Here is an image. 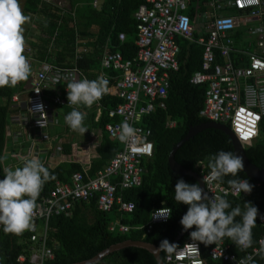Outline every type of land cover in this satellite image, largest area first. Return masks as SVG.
<instances>
[{
	"label": "trees",
	"instance_id": "obj_1",
	"mask_svg": "<svg viewBox=\"0 0 264 264\" xmlns=\"http://www.w3.org/2000/svg\"><path fill=\"white\" fill-rule=\"evenodd\" d=\"M49 1L29 0L26 9L30 13L36 14V17L40 16L42 18L40 26L45 28L44 36L40 38L41 43L38 48V59H45L56 63L55 66L51 65L54 69L44 71V79L38 83L44 100L52 104L53 102L47 93V87L52 84L50 78L52 79L55 75L53 70L59 73V79L55 84L56 86L63 84L67 86L73 79L68 75L74 69V62L70 58L72 55L68 57L63 54L64 51L69 50L70 46L73 47V19L69 16L70 11L77 13V17L75 18H78L80 36L88 35L91 28H96L94 41L88 44L91 50H97L98 44L101 45L106 42L107 38H110L111 50L118 49L123 53V51H133L134 49L135 52L137 48L135 45L136 21L133 17V12L141 3V0H100L97 8L92 5L93 0H89L84 4L78 3L77 0H68L70 5L69 11L66 7L63 8L61 5L55 4V1ZM208 1L188 0L189 6L187 11L190 18L193 19L197 11L203 10V7L206 6ZM65 2L68 5L66 0ZM193 3H197V6H194ZM56 30H58V33ZM235 30H232L229 36L233 41L237 37V31ZM120 32L126 34V39L122 44L117 40L118 33ZM54 33L56 36L53 38ZM194 36L196 37L197 35L194 34ZM52 42H57L62 46L60 49L61 52H59V58L56 61H52L53 55L49 52ZM176 42L180 46V51L177 56L179 68L169 75V87L167 90V98L165 99L166 106L165 108L156 107L149 114L145 115L140 122L145 128L151 130L150 139L153 142L152 156L142 160L144 169L142 183L138 186L122 188L120 185V175H111L110 177L111 183H115V180L118 181L116 193L121 195L123 200L133 201V211L124 212L116 207H113L109 211L99 210L97 206V191L85 199L70 200L72 204L68 209L58 214H52L48 220L47 245L52 250L53 258L46 259L44 264H71L88 260L103 249L127 239L142 240L159 246L163 239L171 242L182 228L180 219L186 213L188 205L175 201V184L178 179H183L187 183L196 182L191 177H180L174 174L168 168L166 160L172 146L185 135L189 126L208 120L199 116V110L203 106L207 84H193L190 82L191 75L196 70H201L202 46L186 38H182L181 40H177L176 38ZM90 49L88 50L89 56L78 63L80 68L87 74L79 73L74 79L87 78L89 80H95L98 78L101 71L95 68L98 66L99 57L96 53L93 55ZM214 55L215 60L212 64L223 61L218 49L214 50ZM230 57L235 66L247 65V60L239 61L242 56L231 54ZM41 70H43L42 67L38 71ZM72 74L74 76V73ZM24 84L25 82L22 81L15 87L0 88V98L5 100L3 104L0 103V158L3 157L6 117L9 112L10 100L13 95H16L15 92L17 90L19 91V89L24 88ZM31 92L32 87L30 83L29 96ZM56 97L51 98L54 101ZM57 98L60 99L61 97ZM100 101L97 103L99 106L102 104L103 113L99 124L104 126L108 123L116 122L121 125L123 121L115 117L109 118L107 115L110 107L120 102V100L104 95ZM56 104H62V101ZM170 120L175 122V125L172 127L166 126V122ZM226 125L228 126V124ZM102 130L104 134V153L93 162L89 172H86L87 175L81 172L87 178L95 177L97 170L102 169V167L104 168L118 150L115 146L116 142L111 140L112 138L109 136V132L107 130L105 131L103 127ZM122 148L123 145L119 149ZM220 150L233 151L229 137L220 130L207 128L185 141L175 151L174 156L176 161L186 168L198 170V163L201 162L205 167V171H210L208 166L209 157ZM244 151L252 163L259 167H264V116L259 125L258 136L249 146L244 147ZM2 160L0 159V179L4 178ZM46 168L49 169L54 179H50L43 186L37 200V205H40L43 198L48 196L56 180L63 181L67 178L66 176H70L72 173L81 170L80 166L75 163H66L55 168ZM230 179H247L249 183L254 185L251 193H241L239 196L228 194L226 199L232 207L239 205L243 210L244 203L251 202L259 211L256 225L252 229L253 244L251 247L242 250L229 238H224V241L230 245V251L234 252L236 257H240L245 251L251 250L257 244L258 238L264 235V228L259 223V217L264 211V186L256 187V182L249 179L243 172H240L237 177L230 175L224 177L222 183L228 185L227 181ZM162 206L172 209L171 217L165 223L154 224L152 230L147 234L144 233V228L139 230L131 228L126 232L118 229L110 230L109 228L112 221L110 214L114 216V220L116 217H119L120 221L124 224L135 227L144 225L145 227L148 218H150V211ZM235 219L239 222L241 217L238 216ZM117 225L118 223L115 222L114 228ZM194 230L195 226L192 229H188L176 245L178 246L188 240L190 238L189 233ZM17 237L27 239L23 246L16 245ZM29 241L30 232L28 230L20 235L8 234L3 231L2 226L0 230V262H4L5 264H30L27 258L34 247L30 246L31 241ZM200 245L205 264H225L223 261L216 262L208 258L207 250L212 244L206 246L200 242ZM22 247L23 252L26 253V259L22 263H17L15 259ZM258 253L260 254H256L253 257L255 264H264V247ZM165 255L166 253L163 251L160 253V258L163 261ZM93 264H158V262L149 250L143 247L129 245L104 255L99 261Z\"/></svg>",
	"mask_w": 264,
	"mask_h": 264
},
{
	"label": "built area",
	"instance_id": "obj_2",
	"mask_svg": "<svg viewBox=\"0 0 264 264\" xmlns=\"http://www.w3.org/2000/svg\"><path fill=\"white\" fill-rule=\"evenodd\" d=\"M49 1V0H47ZM208 11L203 15L207 18L204 33L194 36L191 18L186 12L187 0H142L138 5L134 17L136 21V51L133 57L124 58L118 51H105L101 57V68H112L120 71L119 78H115L114 85L117 96L121 102L108 110L109 118L126 119L137 130L135 142L129 140L122 142L123 148L115 152L108 164L97 171L96 176L87 178L81 172L71 175V184L56 182L45 196L40 205H37L33 218V227L30 232V240L35 244L29 253L30 264H43L46 259L52 258V250L45 245L43 237L36 236V220H49L52 214H58L71 206L74 199H85L95 191L97 206L101 211H109L113 207L124 212H132L133 201L123 200L116 193L118 181L111 183V175L121 177L122 188L138 186L142 183V160L152 156L153 142L150 139L151 130L140 124L142 118L156 107L165 108V99L169 87V75L178 70V53L180 47L176 42L177 36L190 39L202 46L201 70H196L190 77L193 84L206 83L203 106L199 110V116L228 124L236 139L243 145L249 146L255 138L254 131H259V125L264 116V0H209ZM234 9V13L226 12V9ZM243 24L247 35L254 37L252 50L237 49L233 46L230 32ZM118 39L123 41L125 34L120 32ZM218 49L221 63H214V50ZM231 54L244 56L239 61L247 60L246 66H235ZM242 63V62H241ZM41 71L34 72L31 79L32 92L26 101V114L21 120L29 121L30 126L41 132L43 139L48 138L47 129L50 118V104L42 97L38 83L44 79L46 70L54 69L49 64H44ZM50 78L56 84L59 77L56 70ZM71 78L77 75L68 74ZM103 77L107 78L105 75ZM38 91V92H37ZM17 99L16 95L12 96ZM147 102H146V101ZM60 103L59 98L54 99ZM36 104L43 105V112H34ZM257 117L259 119H257ZM175 122L170 120L166 126L172 127ZM111 138L119 136L120 124L108 123L105 125ZM247 137V138H246ZM203 180L210 171H205L203 163H198L195 170ZM261 183L256 182V187ZM204 190L209 197L224 195L225 193L237 196L234 190L221 182L204 184ZM243 193V192H242ZM71 200V201H70ZM166 207V206H162ZM161 207L152 209L150 219L142 226H130L122 222L118 225L111 224L110 230L118 229L122 232L131 228L137 230L144 228L145 234L149 233L154 224L165 223V220H153L152 212ZM264 211L259 217V223L264 228ZM1 227V225H0ZM36 242L40 247L36 249ZM195 244L199 254H195ZM264 247V235L258 238L257 244L251 250L245 251L240 257H236L230 251L229 244L218 242L212 244L207 250V256L212 261H223L225 264H240L246 257L252 258ZM26 257V256H25ZM166 264H205L199 241L191 238L177 246L169 256L165 255Z\"/></svg>",
	"mask_w": 264,
	"mask_h": 264
},
{
	"label": "clouds",
	"instance_id": "obj_3",
	"mask_svg": "<svg viewBox=\"0 0 264 264\" xmlns=\"http://www.w3.org/2000/svg\"><path fill=\"white\" fill-rule=\"evenodd\" d=\"M30 20L31 17L23 12L19 0H0V88L15 87L18 83L27 81L31 75V64L24 54V25ZM66 89L67 101L73 107L64 121L71 130L83 135L88 130L84 123L87 113L81 111L80 106L90 108L102 99L109 91V81L103 76L95 80L72 79ZM117 98L121 102L118 96ZM32 110L43 112V105L36 104ZM136 134V128L126 119L120 125L118 139L121 142H135ZM257 134L258 130L252 133L253 136ZM208 166L210 172L203 177L205 185L222 183L224 177H237L244 170L243 158L233 151L225 150L211 155ZM50 179H54V176L36 157L26 158L21 167L4 169V178L0 179V225L5 233L20 235L32 229L38 197ZM227 183L237 196L242 192L251 193L254 187L247 179H230ZM226 196L227 193L209 197L197 183L178 179L174 199L177 203L188 205L180 224L185 231L195 226V230L189 233L192 241H199L207 246L222 242L227 237L240 249H248L253 244L252 229L259 215L258 208L251 202H245L243 210L239 205L232 207ZM152 213L151 219L166 221L171 217L172 209L161 207ZM238 216L241 217L239 222L235 219ZM193 245L195 254L198 255V247ZM176 248L175 243L163 239L156 249L170 256ZM240 264H255V261L249 256L242 259Z\"/></svg>",
	"mask_w": 264,
	"mask_h": 264
},
{
	"label": "crops",
	"instance_id": "obj_4",
	"mask_svg": "<svg viewBox=\"0 0 264 264\" xmlns=\"http://www.w3.org/2000/svg\"><path fill=\"white\" fill-rule=\"evenodd\" d=\"M28 1L29 0H19L23 12L31 17L30 22L24 25V29H25L24 36L26 40V48L24 54L28 58L31 64L32 71L29 79L27 81H24L25 82L24 88L19 89V91L17 90V92H15L17 95V101H14L12 97L10 100V106L8 109L9 112L6 117L7 122L5 127V143L3 147V157H2L4 169L6 167H10L13 169H15L16 167H21L26 158L30 159L36 157L41 160V162L44 164L45 167H50V168H55L56 166L64 165L66 163L78 164L81 168V170H78V172H83L84 174H86V172H89V169H91L93 162H95L96 159L100 158L104 153V149H103L104 134L102 127L104 128L105 131L106 129H105V125L101 126V124H99L101 120V115L103 113L102 104L101 106H99L98 103L96 102L90 108L80 106V110L87 113L84 123L85 126L88 128V130L83 135H81L80 133L71 130L64 121V117L72 110L73 107L67 101V89H66L67 86L64 84L56 86L55 84L52 83L51 86L47 87L48 96L53 102L52 104H50L51 107L49 111L50 122L47 129L48 138L43 139L41 137L40 131L33 129L28 121L21 120V118H23L24 115L26 114V101L29 96L30 83L34 72L40 70L44 64H49L54 66L56 65L55 62L47 61L45 59L43 60L38 59L39 57H37L39 54L38 48L41 43L40 38L44 36L45 28L40 26L42 18L40 16L36 17V14L30 13L26 9V6L28 5ZM52 1H55V4L57 5L59 4L63 8L66 7V9L69 11L70 5L69 3L67 5L65 0H52ZM99 4H100V0L92 1V5L96 8L99 6ZM193 5L197 6V3H193ZM188 6L189 5L187 0L186 11L188 10ZM203 8H204L203 10L197 11L193 19H191L193 26V33L196 35H201L204 33V26L205 23L207 22V18L204 17L203 15L204 11L209 10L207 3L206 6ZM135 11L136 10H134L133 12V17ZM226 12L234 13V10L228 8L226 9ZM69 16H71V18L73 19V32H74V36H73L74 39L72 45L73 47L70 46L69 50H67L69 52L64 51L63 54L68 57L72 55V57L70 58H72L71 61L74 62L73 65L74 69L70 72L74 73V75H78L79 73L87 74L82 70V68H80L78 63L84 60L85 57L89 56L88 50L90 48L88 44L91 43V41H94L93 39L95 38L96 28H91L89 30L90 32L88 33V35L80 36L78 18H75L77 17V13H75V11H70ZM235 31H237L236 34L237 37L233 41L234 46L237 49H244L247 51L249 50L251 51L252 47L254 46V42H248V41L249 40L253 41L254 37L247 35L246 27L243 24L236 27ZM56 32L58 33V30H56ZM55 36L56 35L54 33L53 38ZM181 37L178 36L177 40H181L183 38ZM125 39H126V34H125ZM125 39L123 41H125ZM117 40L119 41V43L121 44L123 43V41H120L118 38ZM61 47L62 46H60V44H58L57 42L51 43L49 52H51L53 55L52 61L58 60L59 58L58 56L60 55L59 52H61L60 51ZM96 49L97 50H91V49L90 50L93 55H95L96 53L99 57L98 66L97 68H95L101 71L98 77L105 75L109 81V91L107 94H105V96L115 97L116 99L117 92L113 79L119 78L120 71L112 68L102 69L100 66L101 57L103 53L105 51H113L111 50L110 38H107L105 43L101 45L98 44V48ZM114 51L120 52V50L118 49ZM120 53L124 58H131L135 54L134 49L133 51H129V50L125 52L123 51L125 55L122 52ZM242 57L244 58V56ZM207 87L208 85H206V88ZM55 96L61 97L60 99L62 101V104L54 103L53 98L51 97H55ZM100 100L99 102H101ZM4 102L5 100L3 98H0V103L3 104ZM118 137L112 139L110 138V139L116 142L115 146L119 150V148L123 145V143L118 139ZM66 177L67 178L65 180L63 181L56 180L55 183L63 182L70 184L71 175L70 176L68 175ZM261 185L264 186V184L262 183ZM149 219L150 218H148V221ZM115 222H122V221H120L119 217H116L115 220L111 221V224L115 225ZM45 225H46V230H48V220L47 221L44 219L36 220L37 237L39 236L43 237V235L45 234ZM1 229H2V225L0 227V230ZM26 240L27 239L25 238L21 239V237H17L16 245L23 246ZM45 245L46 247L50 248L47 245V233L45 235ZM30 246L35 247V244L30 242ZM39 247H40V243L36 242V249ZM25 254L26 253L23 252V247H22L21 250L17 253L15 259L17 263H22L26 259ZM52 258H53V254H52ZM0 264H5V263L0 262Z\"/></svg>",
	"mask_w": 264,
	"mask_h": 264
},
{
	"label": "water",
	"instance_id": "obj_5",
	"mask_svg": "<svg viewBox=\"0 0 264 264\" xmlns=\"http://www.w3.org/2000/svg\"><path fill=\"white\" fill-rule=\"evenodd\" d=\"M207 128L217 129V130H220L221 132H223L224 134H226L229 137L230 142L232 144L233 152L240 155L243 158L244 170L242 172L245 173V175L249 179H252L253 181L260 182V183L264 184V167H259L258 165L252 163L247 158L245 151H244V147L236 139L235 135L233 134L231 129L226 124L211 121V120H207V121L198 123L196 125L189 126L185 135L172 146L171 150L169 151V153L167 155L166 163H167L168 168L174 174H176L180 177H185V176L191 177L199 186L204 188V181L202 180L200 175L195 170H191L189 168H186L183 165H181L179 162H177L174 155H175V151L185 141H187L190 137L194 136L198 132H200L204 129H207ZM187 231H185L183 229V226H182V228L180 229L178 234L174 237V239L171 241V243L178 244V242L181 240V238L183 237V235ZM129 245L139 246V247H143V248L149 250L152 253V255L154 256V258L156 259V261L158 262V264H166L160 258V253L162 251H158L156 249L158 247V245L150 244V243H148L146 241H142V240H131V239H127V240H124L120 243L113 244V245L103 249L102 251H100L98 254H96L92 258H90L88 260L81 261V262L73 263V264H93V263H96L104 255H106V254H108L114 250H118L120 248H123L125 246H129Z\"/></svg>",
	"mask_w": 264,
	"mask_h": 264
},
{
	"label": "rangeland",
	"instance_id": "obj_6",
	"mask_svg": "<svg viewBox=\"0 0 264 264\" xmlns=\"http://www.w3.org/2000/svg\"><path fill=\"white\" fill-rule=\"evenodd\" d=\"M67 1V3H69L68 2V0H66ZM78 1V3H80V4H84V3H86L88 0H77ZM14 101H17V99L16 100H14ZM29 122V121H28ZM29 124H30V122H29ZM31 125V124H30ZM32 127V126H31ZM33 128V127H32ZM33 129H35L36 130V128H33ZM114 218V216L112 215V214H110V219L111 220H114L113 219Z\"/></svg>",
	"mask_w": 264,
	"mask_h": 264
},
{
	"label": "snow or ice",
	"instance_id": "obj_7",
	"mask_svg": "<svg viewBox=\"0 0 264 264\" xmlns=\"http://www.w3.org/2000/svg\"><path fill=\"white\" fill-rule=\"evenodd\" d=\"M247 138V137H246Z\"/></svg>",
	"mask_w": 264,
	"mask_h": 264
}]
</instances>
